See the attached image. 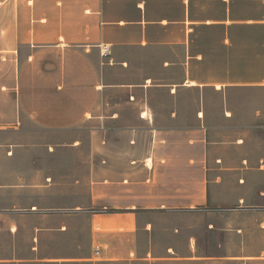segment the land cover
I'll return each mask as SVG.
<instances>
[{"label": "crops", "instance_id": "obj_1", "mask_svg": "<svg viewBox=\"0 0 264 264\" xmlns=\"http://www.w3.org/2000/svg\"><path fill=\"white\" fill-rule=\"evenodd\" d=\"M130 49L179 76L111 79ZM89 123L91 259L152 254L148 216L230 207L233 185L264 208V0H0V132Z\"/></svg>", "mask_w": 264, "mask_h": 264}, {"label": "rangeland", "instance_id": "obj_2", "mask_svg": "<svg viewBox=\"0 0 264 264\" xmlns=\"http://www.w3.org/2000/svg\"><path fill=\"white\" fill-rule=\"evenodd\" d=\"M170 53L130 49L119 57L128 71L113 70L110 78L173 82L178 69L161 71ZM102 96L103 109L109 99L124 102L113 90ZM155 99L170 101L165 94ZM92 125L0 132V264H264V208H239L234 185L225 191L230 207L148 216L156 222L152 254L131 261L91 259L93 211L85 207L93 178ZM143 243L146 251L149 241Z\"/></svg>", "mask_w": 264, "mask_h": 264}, {"label": "built area", "instance_id": "obj_3", "mask_svg": "<svg viewBox=\"0 0 264 264\" xmlns=\"http://www.w3.org/2000/svg\"><path fill=\"white\" fill-rule=\"evenodd\" d=\"M100 48L103 56L107 57L111 54V47L109 45H101Z\"/></svg>", "mask_w": 264, "mask_h": 264}]
</instances>
